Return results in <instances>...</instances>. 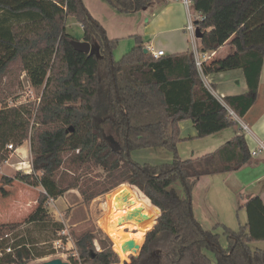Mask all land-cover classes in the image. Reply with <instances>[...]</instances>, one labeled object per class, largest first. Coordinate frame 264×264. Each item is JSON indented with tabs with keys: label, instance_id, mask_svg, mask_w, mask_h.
<instances>
[{
	"label": "trees",
	"instance_id": "1",
	"mask_svg": "<svg viewBox=\"0 0 264 264\" xmlns=\"http://www.w3.org/2000/svg\"><path fill=\"white\" fill-rule=\"evenodd\" d=\"M105 1L129 14L155 0ZM192 8L204 16L195 21L202 33L199 53L216 50L231 36L237 46L236 55L203 71L242 68L245 93L217 99L205 86L191 49L154 58L135 37L131 49L114 59L117 39L106 35L82 0H0V78L18 64L31 86L42 87L36 106L0 107V164L10 153L6 144L16 148L29 139L32 172H17L16 178L44 190L27 222L46 221L47 200L78 186L73 181L63 186V166L100 167L110 185L100 191L80 188L85 203L127 182L156 215L138 254L123 264H264V248L249 246L264 240L260 196L239 203L246 221L236 230L225 224L204 229L192 211L191 190L200 176L234 171L249 162L244 134L197 158L181 159L176 148L179 121L190 119L197 136L204 137L237 123L228 108L242 117L255 101L264 63V0H192ZM68 17L82 26V40L99 47L96 53L74 49ZM155 146L170 151L172 161L151 164L131 158L133 150ZM65 152L70 153L67 160ZM16 225L0 224V230ZM217 227L225 235L224 245ZM94 237L86 230L75 238L82 263H118L109 239H100L102 249L95 251ZM13 248L2 264H26V245Z\"/></svg>",
	"mask_w": 264,
	"mask_h": 264
},
{
	"label": "crops",
	"instance_id": "2",
	"mask_svg": "<svg viewBox=\"0 0 264 264\" xmlns=\"http://www.w3.org/2000/svg\"><path fill=\"white\" fill-rule=\"evenodd\" d=\"M82 1L98 22L100 20L93 14L96 11L105 19L108 18V21L115 23L122 33L126 30L130 31L128 34L134 39L139 37L144 46L151 45L156 49H163L165 55L184 52L192 48V44L188 41L189 36L184 30L188 20L187 12L180 0H155L149 7L129 14L116 11L105 0ZM134 18L138 22L141 20L142 26L132 32L134 29L130 28L131 23L128 20H134ZM101 25L106 28L103 27L106 35L108 37L111 35L109 38L119 37L118 34H109L108 28ZM236 52V42L234 36H231L216 50L199 53L202 61L200 70L202 80L221 102H224L223 97L225 96L242 94L248 90L242 68L209 70L206 73L203 70L212 68L220 60L236 55ZM239 118L241 123L248 126V131H244L241 123L237 121L235 125L204 137L197 136V130L190 119L179 121L180 140L176 144L177 154L181 159L197 158L215 151L241 133L244 134L249 152L257 149L258 141L264 143V63L256 99L247 112ZM143 149L147 151L144 154L140 153L138 157L152 160L151 164L172 161L173 154L161 146ZM135 151L133 150L131 155ZM30 155V143L29 140H25L0 164V224L17 223L30 214L36 206V199L41 188L25 184L16 178V170L20 171L16 168L17 163ZM4 178L6 181H2ZM250 195H258L264 202L263 151L257 155H251L249 162L237 170L200 176L191 190L193 215L204 229L209 230L216 223H223L236 230L239 224L246 221L245 210L239 209L238 205ZM28 202H30L29 205H27ZM215 202L218 203V208L212 206ZM141 203L143 204L142 201ZM236 210L239 218L235 219L233 213ZM108 211L112 213L110 208ZM209 211L212 212L211 215ZM103 224L104 222H101V228Z\"/></svg>",
	"mask_w": 264,
	"mask_h": 264
},
{
	"label": "rangeland",
	"instance_id": "3",
	"mask_svg": "<svg viewBox=\"0 0 264 264\" xmlns=\"http://www.w3.org/2000/svg\"><path fill=\"white\" fill-rule=\"evenodd\" d=\"M94 12V11H93ZM99 22L105 25L109 34H118L117 42L113 48V57L118 59L123 53L127 52L135 44V39L130 36L128 32H121V29L115 23L108 21L97 11L93 13ZM193 16L196 12H192ZM131 23L130 28L138 29L141 24L138 20H128ZM104 27V26H103ZM105 28V27H104ZM106 29V28H105ZM66 30L76 39L79 40L82 36V26L73 17H68L66 21ZM116 32V33H111ZM111 35H109L110 37ZM188 41L191 44V40L188 37ZM197 43V42H196ZM42 87H33L29 84L27 76L24 70H22L18 64H13L12 67L6 71L0 78V107L2 105L14 106L20 103H32L36 106L41 98ZM29 140V139H26ZM30 143V140H29ZM31 149V143H30ZM147 149L136 150L132 155V159L139 163H152V160H147L138 157L140 153H145ZM13 150H10L8 157L11 155ZM31 153V152H30ZM70 153L65 152L63 157L65 160L68 159ZM142 155V154H141ZM32 159L30 157L24 158L22 161ZM18 167V165H16ZM12 170V169H11ZM24 173L22 171H18ZM59 177L63 181V186L69 184L70 182H76L77 187L67 189L62 195L52 200L49 198L46 203V209L48 212V219L44 222H27L26 218L17 222L15 228L6 227L0 230V235L7 232L9 235L3 241L2 248H0V264L6 259L5 254H8L4 248L11 246L12 248L17 245H26V248L30 250V259L26 264H35L42 261L50 260L53 258H60L64 261H68L72 264L73 260H76L77 264H83L81 258L79 257L77 247H76V236L83 231L90 230L94 233L95 237L93 240V246L95 251H101L100 239L108 238L110 246L113 249V243L111 239L106 235L105 226L116 220L118 222H123L124 227L129 231H136V226L141 228L146 226L153 227L156 221V215L152 212L147 218L140 222H135L134 220L119 221V219L125 215L126 211L134 207H143L147 210L144 202L136 195V193L131 190L127 182H123L104 193H101L94 198H92L88 203L84 202L83 196L80 193V188H87L93 191H100L107 189L110 183L105 179V172L100 167H65L63 166L59 170ZM6 181V179H2ZM6 184V183H5ZM128 184V185H127ZM135 186V185H133ZM41 191H44L41 186ZM123 193H128V199L132 202H125L122 206H116V197L120 199ZM57 199V200H56ZM30 202L27 203L29 205ZM37 206V203H36ZM35 206V207H36ZM212 206L218 208V203H212ZM109 208L112 213L108 211ZM238 210V209H237ZM234 211V218H239L238 211ZM110 214V215H109ZM211 215L212 212L209 211ZM108 215V216H107ZM101 222H104L101 228ZM217 224L216 223L213 228ZM152 226V227H151ZM229 227V226H228ZM211 228V229H213ZM209 229V230H211ZM216 230L220 233V241L225 244V235L222 234V229L217 227ZM64 231V232H63ZM60 238L62 242V247L56 249L54 247V242ZM144 241V239H143ZM142 241V243H143ZM141 243V245H142ZM251 249L254 248H264V240L262 241H251L249 242ZM114 250V249H113ZM136 253H131L130 255H137ZM11 253H14V248ZM117 254V253H116ZM125 261H129V257ZM118 256V255H117ZM116 264H123L120 262Z\"/></svg>",
	"mask_w": 264,
	"mask_h": 264
},
{
	"label": "built area",
	"instance_id": "4",
	"mask_svg": "<svg viewBox=\"0 0 264 264\" xmlns=\"http://www.w3.org/2000/svg\"><path fill=\"white\" fill-rule=\"evenodd\" d=\"M187 12V24L184 26V30L187 32L190 40H191V44H192V48L191 50L193 51L194 55H195V63L196 66L198 67L199 70H201V66H202V61L199 57V52L197 51V45H196V41L197 38L195 36V29H196V24L195 21L196 20H201L204 18V16L200 13V12H196L193 10L192 8V0H180ZM192 12H196V15L193 16ZM145 49L147 50V52H149L154 58H158L160 56L165 55V52L163 49H156L155 47L151 46V45H145ZM228 108V107H227ZM229 113L231 114V116L233 117V119H235V121H238L239 123H241L239 116L230 108H228ZM242 129L244 131H248V126L241 123ZM6 148L9 150H15V148L12 146L11 143L6 144ZM264 152V143L262 141H258V147L255 150L250 151V155H257L260 152ZM27 163V166H25V164ZM18 168L20 171L24 172V173H31L32 172V166H31V161L27 160V161H22V162H18L17 163ZM64 232V231H63ZM8 233L5 232L4 234L0 235V241H4L5 238L8 237ZM17 247H20V245H17ZM54 247L56 249L61 248L62 247V242L61 239L58 238L55 242H54ZM5 251L7 253H11L13 251V248L11 246H8L6 248H4ZM13 254V253H12Z\"/></svg>",
	"mask_w": 264,
	"mask_h": 264
},
{
	"label": "water",
	"instance_id": "5",
	"mask_svg": "<svg viewBox=\"0 0 264 264\" xmlns=\"http://www.w3.org/2000/svg\"><path fill=\"white\" fill-rule=\"evenodd\" d=\"M145 9V8H144ZM201 31L196 28L195 29V36L196 38H200L201 37ZM72 46L74 47V49H76L77 51H81L83 53H89V54H94L98 51L99 47L91 44L88 41L85 40H76L73 39L71 41ZM145 52H147L146 49H144ZM115 200L117 201L116 206H122L123 203L125 202H129L131 203L132 201L128 199V193H123V195L120 197V199H118V197L115 198ZM153 212L152 209H147L145 210L143 207H134L128 211H126L125 215L122 216L119 221H126V220H134L135 222H140L143 219L147 218L149 215H151ZM141 245H138L134 242L133 239H128L126 241H124L123 245H122V250L126 251L127 249H138L140 250ZM35 264H69V262L64 261L60 258H53L50 260H46V261H42L40 263H35Z\"/></svg>",
	"mask_w": 264,
	"mask_h": 264
},
{
	"label": "bare ground",
	"instance_id": "6",
	"mask_svg": "<svg viewBox=\"0 0 264 264\" xmlns=\"http://www.w3.org/2000/svg\"><path fill=\"white\" fill-rule=\"evenodd\" d=\"M113 220L109 224L105 226L106 235L111 239L113 243V249L117 253L120 258V262H123L128 259V256L131 253H136L138 249H127L126 251L122 250V245L124 241L128 239H133L134 242L138 245H141L144 236L148 230H150V226H146L144 228L136 226V231H129L124 227L123 222H118Z\"/></svg>",
	"mask_w": 264,
	"mask_h": 264
},
{
	"label": "flooded vegetation",
	"instance_id": "7",
	"mask_svg": "<svg viewBox=\"0 0 264 264\" xmlns=\"http://www.w3.org/2000/svg\"><path fill=\"white\" fill-rule=\"evenodd\" d=\"M68 262V261H67ZM70 264V263H69Z\"/></svg>",
	"mask_w": 264,
	"mask_h": 264
}]
</instances>
